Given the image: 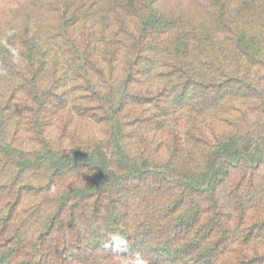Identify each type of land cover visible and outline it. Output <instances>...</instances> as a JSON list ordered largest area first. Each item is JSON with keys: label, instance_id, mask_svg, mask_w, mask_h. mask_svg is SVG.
I'll list each match as a JSON object with an SVG mask.
<instances>
[{"label": "trees", "instance_id": "1", "mask_svg": "<svg viewBox=\"0 0 264 264\" xmlns=\"http://www.w3.org/2000/svg\"><path fill=\"white\" fill-rule=\"evenodd\" d=\"M137 257L264 264V0H0V264Z\"/></svg>", "mask_w": 264, "mask_h": 264}, {"label": "clouds", "instance_id": "2", "mask_svg": "<svg viewBox=\"0 0 264 264\" xmlns=\"http://www.w3.org/2000/svg\"><path fill=\"white\" fill-rule=\"evenodd\" d=\"M110 239H111V240H119V241H121L122 243H125V244H126V242L123 241V238H122L121 236H119V234H112V235L110 236ZM132 264H147V262L144 261V260H142V259H140L139 257H137L136 259H134V260L132 261Z\"/></svg>", "mask_w": 264, "mask_h": 264}]
</instances>
